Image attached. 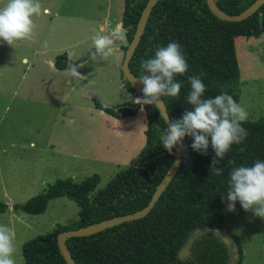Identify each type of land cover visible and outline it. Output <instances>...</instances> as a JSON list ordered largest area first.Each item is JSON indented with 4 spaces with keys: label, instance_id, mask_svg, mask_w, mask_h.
I'll list each match as a JSON object with an SVG mask.
<instances>
[{
    "label": "trees",
    "instance_id": "trees-1",
    "mask_svg": "<svg viewBox=\"0 0 264 264\" xmlns=\"http://www.w3.org/2000/svg\"><path fill=\"white\" fill-rule=\"evenodd\" d=\"M254 0H216L228 14H238ZM147 0H124L121 25L132 39L139 16ZM264 34V3L253 14L239 21L219 19L208 7L207 0H158L152 7L141 38L129 61L135 76L142 74L140 60L154 57L155 51L169 42L181 45L189 70L176 74L182 84L178 97L162 96L171 121L182 118L192 106L186 97L191 91L189 77L204 73V98L222 92L238 102L240 72L235 51V38H258ZM125 50V47H121ZM66 53L55 57L57 69L69 68ZM124 88L133 98L142 96L120 72ZM96 108L113 117L136 114L132 105L103 106L95 98ZM142 106V105H141ZM146 128L145 144L127 168L119 170L103 187L97 188L100 177L92 174L76 182L71 177L58 178L24 202L13 204V210L29 215L44 213L50 201L66 197L79 207L77 218L59 224L45 234L36 235L21 245L24 264H67L57 243L62 231L87 226L102 220L132 213L149 202L157 185L169 169L175 154L160 142L167 123L158 108L143 105ZM249 135L240 144H233L211 172L214 150L207 155L194 151L192 138L182 139L180 167L166 186L153 208L142 218L122 222L87 236L66 240L76 264H241L242 250L238 237L226 223L224 208L230 171L241 165L252 166L264 161V120L244 121ZM211 138L209 137V140ZM0 200V214L7 211ZM225 233L228 242H224ZM188 249L187 255L179 253Z\"/></svg>",
    "mask_w": 264,
    "mask_h": 264
},
{
    "label": "rangeland",
    "instance_id": "rangeland-1",
    "mask_svg": "<svg viewBox=\"0 0 264 264\" xmlns=\"http://www.w3.org/2000/svg\"><path fill=\"white\" fill-rule=\"evenodd\" d=\"M65 1L62 12L66 20L50 22L51 15L43 13L33 17L34 40L14 41L11 45L0 40V200L8 205L7 211L0 214V223L16 233V264H24V241L51 231L57 223L68 224L78 217L79 207L61 197L52 200L44 213L29 215L14 211L13 204L24 202L58 178L71 177L78 182L96 173L100 177L97 188H101L119 170L127 168L145 144L146 122L140 104L135 115L117 121L94 109L93 98L103 106L135 104L128 98L129 93L120 91L115 68L109 65L113 55L94 60L91 55L80 62L77 70L89 76L83 80L48 64L56 51L65 50L88 33L86 24L80 28L75 20H67L75 6ZM4 3L6 0H0V6ZM40 3L42 7L49 4L47 0ZM30 41L32 49L45 50L33 66L20 60L29 56ZM85 47V43L72 46L75 57L80 55L77 59L91 49L81 54ZM235 51L240 72L238 103L248 112L246 121H262L264 34L235 38ZM95 64L99 71L93 75ZM103 65L107 67L101 69ZM71 80L76 87H71ZM8 106L10 111L5 112ZM224 216L240 241L241 264H264V219L246 212L239 201L234 212L225 207Z\"/></svg>",
    "mask_w": 264,
    "mask_h": 264
},
{
    "label": "clouds",
    "instance_id": "clouds-1",
    "mask_svg": "<svg viewBox=\"0 0 264 264\" xmlns=\"http://www.w3.org/2000/svg\"><path fill=\"white\" fill-rule=\"evenodd\" d=\"M47 9L43 12L47 13ZM42 13L40 0H6L0 6V40L12 44L14 41L34 40L35 22L33 17ZM119 34L122 41V26L116 27L107 34L97 33L92 37L94 54H110L115 46V38ZM142 74L138 82L143 85L142 96L135 98L128 94L132 103L159 107L160 97H178L182 84L174 79L176 74H184L189 65L178 42H169L159 47L154 57L140 60ZM69 71L72 77L83 80L85 76L77 70V66L69 60ZM204 73L190 76L191 91L186 100L192 106L185 110L182 118L169 122L160 134L163 147L173 153V149L185 136L192 138L194 151L207 155L211 144L215 155L212 158L211 172L219 176L223 169L217 167L224 160L233 144H240L249 135L242 126L248 119V112L232 95L222 92L214 97L204 98L206 85L202 77ZM10 111V106L5 112ZM75 123V121H71ZM209 137L211 138L209 140ZM229 187L222 200L226 202L228 211H235L236 202L242 208L252 211L255 216L264 219V161L257 160L252 166H239L230 171ZM16 233L8 225L0 223V264H16Z\"/></svg>",
    "mask_w": 264,
    "mask_h": 264
},
{
    "label": "water",
    "instance_id": "water-1",
    "mask_svg": "<svg viewBox=\"0 0 264 264\" xmlns=\"http://www.w3.org/2000/svg\"><path fill=\"white\" fill-rule=\"evenodd\" d=\"M157 1L158 0H147L145 6H144V8H143V10L139 16V19H138V22L136 24V28H135V31H134V34H133V37L131 40H129L127 38L126 30L124 28H122L123 40L119 43L115 42L116 47L121 46V47L126 48L124 56H123V60L121 62L120 69H121V72H122L124 78L131 84L132 87H134L136 89H141L143 87V85L138 82L139 77L135 76L130 71L129 61H130L131 56L133 54V51L136 48V46H137V44L141 38V35L144 31L149 13ZM263 3H264V0H254L242 12H240L238 14H228V13L222 11L218 7L216 0H207V4H208V7L211 10V12L214 15H216L219 19L226 20V21L243 20V19L247 18L248 16H250L251 14H253L260 6H262ZM93 52H95L94 47H92L87 53H85L82 57H80L79 59H77L75 62H72V63L76 64V63L84 61L91 54H93ZM160 99H161L160 105L157 108H158L161 116L164 118L165 122L167 123L166 119H168V121L171 122V119L169 118V115L166 111L164 102H163L161 97H160ZM136 106H137V104L132 105L131 107H132V109H135ZM181 159H182V141L175 148L174 158H173V161H172L169 169L167 170V172L165 173V175L163 176V178L161 179V181L157 185V187L154 190V192H153L149 202L147 203V205L145 207H143L142 209L136 210L132 213L114 216V217H111V218H108V219H105V220H102L100 222L93 223V224H90L87 226H82L79 228L59 232L57 234V243H58L60 252L63 255L67 264H76L75 261L73 260V258L71 257V254H70L69 249L67 247L66 240L68 238H70L72 236H87L90 234H94V233L100 232L101 230H104L108 227L120 224V223L125 222V221L142 218L145 215H147L149 213V211L153 208L155 202L158 200V198L160 197L162 192L165 190L166 186L169 184V182L171 181V179L173 178L175 173L177 172V170L181 164ZM221 237L223 238L224 242H226V243L228 242V238H227V235L225 233H221ZM187 253H188V249H183L179 253V256L183 257V256L187 255Z\"/></svg>",
    "mask_w": 264,
    "mask_h": 264
},
{
    "label": "crops",
    "instance_id": "crops-1",
    "mask_svg": "<svg viewBox=\"0 0 264 264\" xmlns=\"http://www.w3.org/2000/svg\"><path fill=\"white\" fill-rule=\"evenodd\" d=\"M47 1L49 4L47 6L42 7L43 15L44 14L51 15L50 22H52V21L61 22L63 20H66V18L64 16L65 14L62 12V8L65 6V4L67 2L65 0H47ZM68 5L69 6H75V7L71 13H68L67 20H69V19L75 20L78 24H80V28H81L82 24H86L88 27V33L85 34L86 36L83 39H82V37L79 38L77 41H75V43H73V45L65 48V50L63 49L62 51H60V50L56 51V53H54L52 55V57L47 60V62L54 70L67 71L70 74L69 68H67V69L55 68V66H54L55 57L59 54H62L64 51V53L67 54L69 59L76 60L78 58V56H80V55H77V57H75V55H74L75 52L72 53V50H73L72 46H74L76 44L82 45L85 43L86 47L83 49V51L81 53V54H84L87 50H89V48L93 47V43L87 42V41H90L92 39V37L96 35V33L107 34V32L114 29L116 27V25H118V24L121 25V16H122L123 7H124V0H85L84 2H82V1L80 2V0H71V1L69 0ZM51 6H52V10H51ZM43 9H47L48 10L47 13L43 12ZM48 21H49V19H48ZM48 31L49 32L51 31L50 26L48 27ZM115 42H117V43L121 42V40L119 38V34L116 36ZM30 45H31V49L29 52V56H23V57H21L20 60L26 61L27 63L30 62V63H32V66H33L34 62L37 60L36 59L37 56L39 58V55L44 54L45 50L39 51L37 48L32 49L31 41H30ZM46 51H47L46 53L48 54L49 53L48 50H46ZM91 55H93V60L103 56L102 53L101 54H94L93 53ZM110 55H113V60L109 65H110V67L115 68V75L117 76V79L119 82L120 91H126L127 93H129L124 88L123 83H122V78L120 75V72H121L120 66H121V62L123 60V56H124V52H123L121 46L120 47L114 46L111 49V52H110V54H108V56H110ZM39 61H41V60L39 59ZM43 62H45V61H43ZM79 63H76L74 65L77 66ZM96 66H97L96 64L93 65V75L97 71H99V69L96 68ZM104 67H107V66H105V65L100 66L101 69ZM85 77H89V76H85ZM93 83H94V81H93ZM70 84H71V87H76V83L74 81L71 80ZM92 101H93V99H92ZM93 105H94V102H93ZM94 109L101 114H104V115L107 114L103 110L96 108L95 105H94ZM107 115H109V114H107ZM109 116H111V115H109ZM111 117L113 118L114 121H117L119 118V117L117 118V117H113V116H111Z\"/></svg>",
    "mask_w": 264,
    "mask_h": 264
}]
</instances>
